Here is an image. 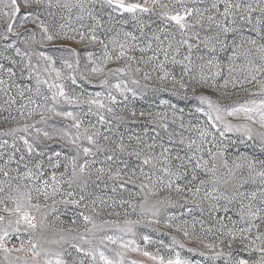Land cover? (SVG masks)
I'll return each instance as SVG.
<instances>
[{
  "label": "snow or ice",
  "instance_id": "1",
  "mask_svg": "<svg viewBox=\"0 0 264 264\" xmlns=\"http://www.w3.org/2000/svg\"><path fill=\"white\" fill-rule=\"evenodd\" d=\"M0 42V108L18 113L0 132L6 264H264V0H0ZM121 74L185 107L161 101L139 114L154 135L113 139V89L143 94L110 85ZM109 187L128 198L96 195ZM60 205L84 210L66 223ZM162 222L179 238L140 235L155 252L126 238Z\"/></svg>",
  "mask_w": 264,
  "mask_h": 264
},
{
  "label": "rangeland",
  "instance_id": "2",
  "mask_svg": "<svg viewBox=\"0 0 264 264\" xmlns=\"http://www.w3.org/2000/svg\"><path fill=\"white\" fill-rule=\"evenodd\" d=\"M125 18L129 19V24L125 25V30L127 31H135L133 22L131 21L130 17L127 16V14H125ZM106 19V17H105ZM138 35V33H137ZM63 43V42H58V44ZM71 43V42H68ZM72 47H77L78 50L83 51V46H78L75 44H72ZM0 48H2V42H0ZM87 50L89 51H94L97 54H99L100 49L99 46L96 45H88L87 46ZM55 51V49L53 48H49V52H53ZM137 56H139V53H136ZM148 55H151V53H148ZM59 66V65H58ZM122 66V62L121 64H110L109 67L111 68H115V67H120ZM153 76H155V74H153ZM110 80V85H114L118 82H120L121 80H124L125 82H128L129 87H133V88H137L138 92H142L143 94L140 95L138 94L135 98L132 97L131 93H128V99L126 101L123 100V97H121L119 95V93L115 92V90L113 89V94L117 96V100L120 101V103H118L117 105H115L116 108V113L119 116H122L124 119L123 120H116L113 119L111 116H108L107 118L111 121V128H112V132L114 133L113 135V139H119L121 136H123L124 142L125 143H129V136H135V135H141V136H152L154 135V132L152 131L154 128V125L152 123H150V117H148L147 115H145L144 117H141L139 114L141 111L148 113V112H164V111H168V107L165 104H161V101H171V103L173 104H177L178 107H185L184 103L182 101H179L178 98L173 97L170 95V93L168 92H160L157 91V89L159 88V83L157 81H155V79L151 80V81H145L143 79H141V83L139 86H135L132 85L130 83V78L128 76H123L122 74L120 76H110L109 77ZM144 84H148L149 87L147 89H145L143 87ZM170 86V85H169ZM85 89L87 92L89 93H95V92H102V93H107L108 89L106 88H102L99 86L98 82H95L93 85H84ZM243 96L241 95L240 97H232V99H242ZM107 102V101H105ZM227 102H231V101H227ZM0 103H2V99H0ZM136 112V116L133 117L131 115L132 111ZM11 117H17L18 118V113L16 112L15 108L11 109L10 111H6L3 108H0V132L6 131L9 127H15L16 124L14 121L11 120ZM190 117L187 114V109L185 110V120H188ZM59 123H63V121H59ZM92 121L95 122V117H91ZM202 119V117H201ZM157 131L161 132V135L165 137L166 139V134L161 130V129H156ZM184 135H193L191 133L188 132H184ZM4 139L9 140V143L11 144L12 142V138L11 137H6L3 135H0V141H3ZM51 143V142H49ZM133 145L135 144V141L133 140L131 142ZM52 147H54L57 151L60 150V146L59 145H55L53 144ZM4 152V159L7 158V153L11 151V149H7V150H0ZM51 153H49L50 155ZM19 155V154H17ZM63 155V154H62ZM123 159L127 160L129 162L130 166H135L136 165V160L135 157H123ZM0 163H3V160L0 159ZM12 167H15V165H12ZM45 168H48L47 163H45ZM23 170V169H22ZM49 171H51L49 169ZM109 185H111V182H109ZM91 190V189H90ZM96 195H116L117 199H119L121 197V195L123 196V198H128V193L125 191L123 193H117V194H113L110 191V187L103 189V190H97ZM83 208H73L72 206H68L67 208H65L63 205L59 206V211L61 214V219L63 221H65L66 223L69 220V217L73 216L76 212L78 211H83ZM111 209H106L103 212V218L104 219H117V217L115 216H108L107 215V211H110ZM117 211L121 212V216L119 217L120 220L124 219L123 216V209L117 208ZM131 211V210H129ZM196 215L199 217V213L197 212ZM130 219H138V216L134 213L132 214L130 217ZM183 219H188L189 221H191V217L189 216H185L183 217ZM207 226V225H206ZM155 227H159L160 231H154L152 228L146 227L144 225H140L137 226V232L138 235L135 237H132L131 235H129L128 237H126L127 239H135L137 241L138 244L141 245V247H146L147 250L155 252L156 248L159 247L158 243H153L150 245L145 246L143 244V241L140 239V235L142 234H148L152 237L153 241H160L163 240L165 242V244L170 242V237L168 234L171 235H178L179 238V234L175 233L172 229H168L163 227V222L161 223V225L159 226H155ZM197 228L199 229V226H197ZM111 234V233H109ZM13 243H17V241H13ZM11 246V245H9ZM161 254H164V250L161 249ZM185 256H188L189 254L187 252L182 253ZM131 258L133 259H138V260H142L144 261V264H152L151 261H147L146 258L138 256L135 253L130 254ZM197 259H199V257H196ZM0 264H6V262L4 261V254L2 252H0Z\"/></svg>",
  "mask_w": 264,
  "mask_h": 264
}]
</instances>
